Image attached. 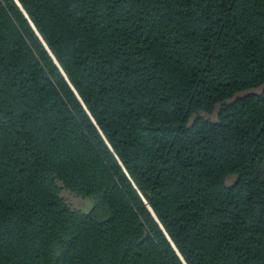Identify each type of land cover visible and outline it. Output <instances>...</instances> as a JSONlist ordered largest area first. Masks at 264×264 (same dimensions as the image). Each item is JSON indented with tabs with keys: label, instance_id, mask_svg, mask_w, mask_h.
<instances>
[{
	"label": "trees",
	"instance_id": "obj_1",
	"mask_svg": "<svg viewBox=\"0 0 264 264\" xmlns=\"http://www.w3.org/2000/svg\"><path fill=\"white\" fill-rule=\"evenodd\" d=\"M18 1L186 264H264V0ZM0 264H181L12 0Z\"/></svg>",
	"mask_w": 264,
	"mask_h": 264
},
{
	"label": "water",
	"instance_id": "obj_2",
	"mask_svg": "<svg viewBox=\"0 0 264 264\" xmlns=\"http://www.w3.org/2000/svg\"><path fill=\"white\" fill-rule=\"evenodd\" d=\"M14 2V4L16 5V7L18 8V10L20 11V13L22 14V16L24 17V19L27 21L30 29L32 30V32L34 33V35L36 36V38L38 39V41L40 42V44L42 45L43 49L45 50V52L47 53V55L49 56V58L51 59L52 63L54 64V66L57 68V70L59 71V73L61 74V76L63 77L64 81L66 82V84L68 85V87L70 88V90L72 91V93L74 94L75 98L77 99V101L79 102V104L81 105V107L83 108V110L85 111L86 115L88 116L89 120L91 121V123L93 124V126L96 128V130L98 131L100 137L102 138V140L104 141L105 145L107 146V148L109 149V151L111 152V154L114 156V158L116 159L118 165L120 166L121 170L123 171L124 175L126 176V178L128 179V181L130 182L131 186L133 187V189L137 192V195L139 196V198L141 199L142 203L144 204L146 210L148 211V213L150 214L151 218L154 220V222L157 224V226L159 227L160 231L162 232V234L164 235L165 239L167 240V242L169 243L170 247L172 248L173 252L175 253V255L177 256V258L179 259V261L181 262V264H186V262L184 261L182 255L180 254V252L178 251V249L176 248L175 244L172 242L171 238L169 237V235L167 234V232L165 231V229L163 228L162 224L160 223V221L158 220L157 216L155 215L154 211L152 210V208L150 207V205L148 204V202L146 201V199L143 197V195L141 194V192L139 191V189L137 188V186L135 185V183L132 181L131 177L129 176V174L127 173L126 169L124 168L123 164L121 163V161L119 160V158L117 157V155L115 154L114 150L112 149V147L110 146V144L108 143L107 139L105 138V136L103 135V133L101 132V130L99 129L98 125L96 124L95 120L93 119V117L91 116L90 112L87 110L86 106L84 105L83 101L81 100L80 96L78 95L77 91L75 90V88L73 87V85L71 84V82L69 81L68 77L66 76V74L64 73V71L62 70L61 66L59 65V63L57 62L55 56L52 54L51 50L49 49V47L47 46V44L45 43V41L43 40L42 36L40 35V33L37 31L35 25L33 24V22L31 21V19L29 18L28 14L26 13V11L23 9L22 5L20 4V2L18 0H12Z\"/></svg>",
	"mask_w": 264,
	"mask_h": 264
},
{
	"label": "rangeland",
	"instance_id": "obj_3",
	"mask_svg": "<svg viewBox=\"0 0 264 264\" xmlns=\"http://www.w3.org/2000/svg\"><path fill=\"white\" fill-rule=\"evenodd\" d=\"M61 197L64 199L66 204L74 210H79L81 212H88L93 205L92 199H80L76 198L67 191L61 192Z\"/></svg>",
	"mask_w": 264,
	"mask_h": 264
}]
</instances>
